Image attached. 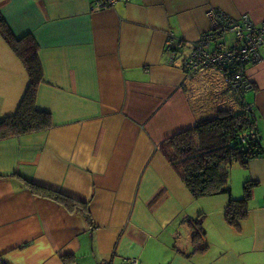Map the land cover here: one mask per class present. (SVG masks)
Wrapping results in <instances>:
<instances>
[{
  "label": "crops",
  "instance_id": "crops-1",
  "mask_svg": "<svg viewBox=\"0 0 264 264\" xmlns=\"http://www.w3.org/2000/svg\"><path fill=\"white\" fill-rule=\"evenodd\" d=\"M93 1L0 0L14 34L38 42L36 106L51 117L48 129L0 139V255L9 264H264V157L238 163L256 185L236 226L225 216L230 196L195 197L160 149L197 121L183 61L210 28L208 8L261 23L264 0ZM171 32L185 43L177 53L166 49ZM260 51L246 100L264 143ZM28 83L0 33V115ZM199 217L205 239L195 236Z\"/></svg>",
  "mask_w": 264,
  "mask_h": 264
},
{
  "label": "trees",
  "instance_id": "trees-1",
  "mask_svg": "<svg viewBox=\"0 0 264 264\" xmlns=\"http://www.w3.org/2000/svg\"><path fill=\"white\" fill-rule=\"evenodd\" d=\"M0 33L22 59L29 73L28 86L16 109L0 115V139L50 128L49 113L36 106L38 86L43 80L37 40L31 33L16 36L1 11ZM176 49L173 47L167 49V52L174 53ZM187 79L190 86H187V91L197 121L194 126L163 140L160 149L195 197L228 194L230 199L225 212L226 219L230 224L239 226L240 220L247 213L248 202L256 184L250 179L246 180L244 194L239 198L234 197L232 167L235 163L247 166L252 160L264 157V143L258 132L257 117L248 101L236 95L228 77H220L204 69L193 73L191 77L187 76ZM197 79L205 84L195 85ZM211 104V112L204 110ZM36 182L29 180L28 183L35 190L47 189L60 197L72 199L61 191L46 188ZM73 201L82 203L80 200V203ZM196 222L199 229L195 231V236L205 239L202 217L196 219ZM206 247L207 242L204 240L199 248Z\"/></svg>",
  "mask_w": 264,
  "mask_h": 264
},
{
  "label": "built area",
  "instance_id": "built-area-1",
  "mask_svg": "<svg viewBox=\"0 0 264 264\" xmlns=\"http://www.w3.org/2000/svg\"><path fill=\"white\" fill-rule=\"evenodd\" d=\"M118 1L94 0L93 8L112 7ZM207 17L210 28L192 43V50L183 61L185 71L189 77L204 69L219 71L231 80L236 95L245 98L253 87L248 68L262 60L264 21L257 23L248 13L234 18L217 7H209ZM166 45L168 50L177 47L180 51L184 42L171 32ZM0 264H9L2 255Z\"/></svg>",
  "mask_w": 264,
  "mask_h": 264
},
{
  "label": "rangeland",
  "instance_id": "rangeland-1",
  "mask_svg": "<svg viewBox=\"0 0 264 264\" xmlns=\"http://www.w3.org/2000/svg\"><path fill=\"white\" fill-rule=\"evenodd\" d=\"M4 43V41H3ZM5 45V46H4ZM3 46L6 48V44L4 43ZM7 49V48H6ZM217 76H220V75H217ZM221 77V76H220ZM205 83L200 80V79H197L195 80V85L197 86H203ZM245 99H246V95H245ZM212 107H213V104L211 105H208L205 107L204 110H208L209 112H211L212 110ZM243 168L237 163V164H234L233 167H232V175H231V183H232V190H233V193L236 195V196H242V194H244L243 192V181L244 180V176L242 175V170ZM238 182V185H241V193H239L240 195H237L235 193V190H236V186H235V183Z\"/></svg>",
  "mask_w": 264,
  "mask_h": 264
}]
</instances>
